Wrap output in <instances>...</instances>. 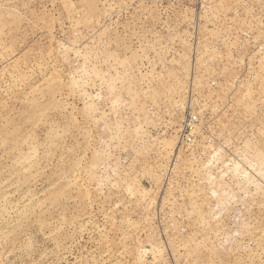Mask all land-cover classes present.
Instances as JSON below:
<instances>
[{
    "label": "rangeland",
    "instance_id": "374dc122",
    "mask_svg": "<svg viewBox=\"0 0 264 264\" xmlns=\"http://www.w3.org/2000/svg\"><path fill=\"white\" fill-rule=\"evenodd\" d=\"M0 264H264V0H0Z\"/></svg>",
    "mask_w": 264,
    "mask_h": 264
}]
</instances>
